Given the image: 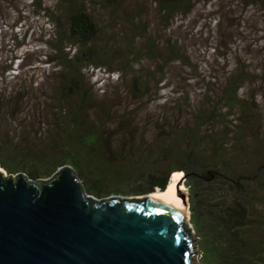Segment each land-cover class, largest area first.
Instances as JSON below:
<instances>
[{
	"label": "trees",
	"instance_id": "obj_1",
	"mask_svg": "<svg viewBox=\"0 0 264 264\" xmlns=\"http://www.w3.org/2000/svg\"><path fill=\"white\" fill-rule=\"evenodd\" d=\"M3 1L0 23L8 21V30L15 33L10 40L17 47L25 46L29 36L35 40L41 33L28 18L30 8L34 9L31 18H49L51 28L46 31L39 25L43 31L37 40L49 49L41 63L26 62L34 54L29 50L23 56H13L5 69L7 73L18 71L12 74L17 81H27L30 74L34 79L20 82L18 88H5L0 94V110L17 119L30 110L27 126L36 124L38 129L35 137L28 136L20 144L6 141L0 166L10 174L26 172L33 179L49 178L62 167L71 166L86 179L88 189L99 195L164 190L172 173L182 171L188 180L192 223L202 235V255L208 264H264V125L259 122L256 104L239 95L241 83L253 78L250 66L236 64L217 101L205 96L212 107L207 102L196 108L190 95L174 104H159L161 115L151 139L147 123L131 122L137 120L131 114L114 116L113 105L98 103L89 74L98 68L109 73L127 71L130 57H141V50L126 34L131 29H127L122 36L129 57L121 60L120 44H112L100 34L88 6L100 7L102 3L105 9L113 8L111 17L116 18L120 0H89V4L58 0L55 8L46 5V0H31L29 7L27 3L23 6L22 0ZM158 1L168 17L176 9L186 8L189 0ZM255 1L264 5V0ZM133 15L128 19L133 23L131 28L142 29L139 14ZM135 22L139 25L134 26ZM19 25L27 27L24 38L16 34ZM148 45L150 53L156 51L152 38ZM167 46L169 59L191 62L177 42ZM16 60L20 61L17 69ZM261 71L264 83V66ZM149 85V80L132 77L129 86L141 98L149 93ZM222 104L226 110L220 109ZM235 110L239 112L237 125V119H230L235 118ZM184 114H189L185 120L181 117ZM50 118L54 120L50 135L39 136Z\"/></svg>",
	"mask_w": 264,
	"mask_h": 264
},
{
	"label": "rangeland",
	"instance_id": "obj_2",
	"mask_svg": "<svg viewBox=\"0 0 264 264\" xmlns=\"http://www.w3.org/2000/svg\"><path fill=\"white\" fill-rule=\"evenodd\" d=\"M75 1L89 4V0ZM120 1L121 6L115 12L116 18L111 17L113 8L105 9L102 3L99 4L100 7L90 4L88 6L92 9L97 20L100 34L105 36L108 42L120 44L121 53L118 55L121 60L129 57L125 49L127 44L122 36V32L127 29L131 30L126 34L133 39L134 46L142 53L141 57H130L131 65L127 71L114 70L109 73V70L106 71L105 68L91 69L89 74H91V82L94 84L98 103L113 105L114 116L132 115L139 121L131 122L137 125L142 122L147 123L148 138L153 139L156 134L157 118L161 115L159 104L171 101L174 104L185 95H190L196 108L207 102L212 107V101H208L205 96H212L217 101L236 64H248L253 78L241 83L239 95L256 104V113L260 115L259 122L264 125V83L260 79L261 69L264 66L263 4L257 3L255 0H189L186 8H178L170 16L164 17L158 0ZM1 2L4 1L1 0ZM57 2L58 0H46V5L55 8V5H58ZM22 3L23 6L26 3L27 7L31 6V0H22ZM4 5H2L3 8H5ZM33 10L30 8L28 11V18L33 19L34 30H39L42 33L43 28L39 26L41 24L45 26L46 31L50 29L49 18L42 17L40 20L36 16L31 18V15L34 14ZM133 12L139 14L138 19L142 28L140 30L131 28L133 23L128 19L134 16ZM137 22L134 23V26L139 25ZM7 23L8 21L0 23V28H2L0 31V94L4 92L5 88L8 90L18 88L21 86L20 82L30 83L34 79L30 74L27 81H17L12 74H18V71L5 72L6 67L11 64L13 56H23L30 50L34 54L30 55L26 62L37 60L41 63L49 51L47 47L42 46L41 40H37L41 37V33L36 35L35 40L32 35L29 36L25 46L17 47V44L10 40L15 36V33L8 30ZM26 30V26L19 25L15 31L16 34L19 33L20 37H23L28 32ZM149 38L155 41L157 47L156 51L151 52L152 54L148 51L150 49ZM168 42H177L178 46L189 54L191 62L183 63L180 60L169 59L166 56ZM113 46L112 48H115L117 45ZM74 48L75 46H73ZM18 63L20 61L16 60L15 69L18 68ZM7 74L10 77L6 78ZM148 75L151 76L148 77ZM132 77H139L143 81L149 80L147 96L140 98L133 94L134 89L129 86ZM219 107L221 110H226L223 104ZM235 112V118L231 117L230 119H237L239 112L237 110ZM31 113L32 111L27 110L17 119L6 117L0 110V155L4 158L6 141L20 144L24 138L36 136L37 125H33L32 128L27 126V123H30L28 120ZM187 116L189 114L181 115L184 120ZM239 123V119L235 120L236 125ZM52 124H54V120L50 118V121L42 126L39 136L48 137L53 128ZM116 126L111 123L113 129H116ZM231 129L236 130L235 126H231ZM5 171L10 174L7 170ZM186 179L183 173L180 185L184 187L182 190L184 195H187L189 220L188 226L187 223L186 226L192 235V248L196 253L193 255V264H208L202 255V235L192 223L191 198ZM81 180L84 187L88 189L86 179L81 177ZM88 192L98 199L116 195L136 196L115 192L99 195L89 189Z\"/></svg>",
	"mask_w": 264,
	"mask_h": 264
},
{
	"label": "water",
	"instance_id": "obj_3",
	"mask_svg": "<svg viewBox=\"0 0 264 264\" xmlns=\"http://www.w3.org/2000/svg\"><path fill=\"white\" fill-rule=\"evenodd\" d=\"M187 214L152 198L98 199L71 166L39 179L0 170V264H193Z\"/></svg>",
	"mask_w": 264,
	"mask_h": 264
},
{
	"label": "bare ground",
	"instance_id": "obj_4",
	"mask_svg": "<svg viewBox=\"0 0 264 264\" xmlns=\"http://www.w3.org/2000/svg\"><path fill=\"white\" fill-rule=\"evenodd\" d=\"M0 170L4 171V173L7 174V172L3 168L0 167ZM182 176H183L182 171H175L174 173H172L170 182L168 186L166 187V189L164 190L158 189L153 193L136 195V196H133V198L157 199V200L172 204L174 206L180 207L185 212H187L188 208H187V202L185 200V197L181 195V193L179 192L177 188L178 182L182 180ZM183 189L184 187L181 186L180 190H183ZM188 220H189V213L187 214V220H186L187 226H188Z\"/></svg>",
	"mask_w": 264,
	"mask_h": 264
}]
</instances>
